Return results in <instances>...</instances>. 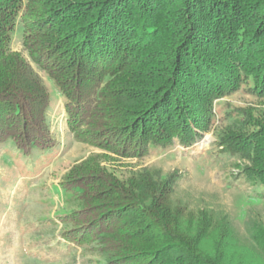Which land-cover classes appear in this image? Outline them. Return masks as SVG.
<instances>
[{
	"label": "trees",
	"instance_id": "obj_1",
	"mask_svg": "<svg viewBox=\"0 0 264 264\" xmlns=\"http://www.w3.org/2000/svg\"><path fill=\"white\" fill-rule=\"evenodd\" d=\"M17 24L28 57L10 46ZM33 65L62 96L73 139L105 152L60 178L76 204L58 215L63 240L103 255L97 264H244L264 253L262 225L245 248L229 228L182 222L166 199L173 172L123 177L106 164L107 153L192 145L215 125L213 101L240 87L264 100V0H0V147L11 140L22 153L56 145ZM244 117L227 115L219 143L248 157L264 192V122Z\"/></svg>",
	"mask_w": 264,
	"mask_h": 264
},
{
	"label": "rangeland",
	"instance_id": "obj_2",
	"mask_svg": "<svg viewBox=\"0 0 264 264\" xmlns=\"http://www.w3.org/2000/svg\"><path fill=\"white\" fill-rule=\"evenodd\" d=\"M10 46L28 57L21 48L20 24L12 33ZM33 68L50 94L47 118L56 145L28 153L20 152L9 143L11 140L0 147V264H97L103 255L61 238L64 224L58 215L76 204L58 184L70 167L90 154L105 152L73 139L66 125L62 96L45 71ZM213 109L215 125L202 131L192 145L150 146L141 157L107 153L106 164L123 177L140 169L160 177L173 172L176 178L166 199L172 210L183 213L182 222L194 216V222L204 219L216 230L229 228L233 243L250 247V229L264 226V192L249 174L248 157L222 151L219 140L231 121L226 119L228 114L245 111L244 118L251 126L263 123L264 100L240 87L215 99ZM257 249L248 254L244 264H264V253Z\"/></svg>",
	"mask_w": 264,
	"mask_h": 264
}]
</instances>
